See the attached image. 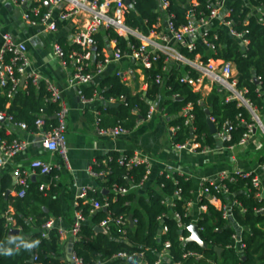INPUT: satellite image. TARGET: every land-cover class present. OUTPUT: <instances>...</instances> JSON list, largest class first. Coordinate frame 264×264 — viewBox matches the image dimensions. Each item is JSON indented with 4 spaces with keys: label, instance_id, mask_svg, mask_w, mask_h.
<instances>
[{
    "label": "trees",
    "instance_id": "obj_1",
    "mask_svg": "<svg viewBox=\"0 0 264 264\" xmlns=\"http://www.w3.org/2000/svg\"><path fill=\"white\" fill-rule=\"evenodd\" d=\"M134 8L126 14V23L139 30L153 29L157 23L159 13V0H132ZM192 0H168L167 11L172 14L175 26H181L200 14H208L207 4L212 0H195L196 5L190 4ZM231 12L225 17V21H231V27L237 31L247 30L244 37L248 44L243 45L239 38L232 36L228 28L221 26L217 29L210 28L207 38L215 45L212 54L214 60L231 61L235 69L236 89L243 91V96L251 105L260 110L262 100L259 95V85L254 81V75L259 79L260 87H264V0H230ZM43 11L47 10L45 4ZM263 11L262 16L260 11ZM63 22L57 20V26ZM108 39L116 38L118 46L125 51L128 41L115 30L105 31ZM216 35V39L214 38ZM97 46L100 51L106 38L97 34ZM132 43L138 44L133 37ZM65 50L70 45L59 43ZM205 47L198 41L196 48L189 51L182 48L181 52L189 59L200 55L204 63L209 58L205 56ZM166 55L161 54L159 59L149 68H143V74L148 88L145 94L142 91L132 93L130 87L115 74H107L100 81L101 94L109 99L123 100L117 108L107 105L102 112L101 127L110 128L122 125L130 131L136 122L145 119L150 108L149 101H154L159 93L164 90L166 99L162 104V113L171 117L170 124L177 126L174 142L183 143L193 136L200 142V148L213 149L217 146L216 134L209 131L205 108L211 112L217 131H223L226 125L232 126L229 131L230 139L223 141V146L237 145L247 127L244 123H253L250 110L237 99H228L231 92L218 91V84L214 83L211 91L203 95L195 89L189 79L181 81L183 75L176 68L168 73L163 71ZM189 76L196 80L198 73L190 66L185 67ZM164 77V86L155 82L156 76ZM170 88V89H168ZM9 86H0V111L12 116L17 122H24L29 131H35L34 125L38 113L42 110L47 118L46 128L55 123L54 114L58 104L50 100V93L43 81L37 85L27 81L24 88H20L13 96H8ZM93 86H82L81 92L86 96L92 95ZM174 95H177L175 97ZM174 96V97H173ZM202 103L204 105H202ZM190 106V112L194 118L192 125L186 126V117L182 115L185 107ZM181 113V114H180ZM104 115H106L104 117ZM12 135L6 134V124L0 121V140L9 143ZM123 156L131 155L110 153L99 157L97 162L91 165L96 172H104L95 179L96 184L103 190H89L86 198H80L76 210H79L84 222L81 225L73 248L67 253L60 241V233L57 226H52L43 236V225L50 219H56L63 215L59 198L55 193L56 188H40L38 181H30L25 194L18 196L21 185H12V176L3 173L0 176V264H68V257L72 250L81 257L85 264H129L127 259L117 257L126 254L128 257L142 253V261L145 264H155L166 240L171 242L169 255L171 261H180L182 264H264V212H257L264 207V198L257 195L259 188L251 184L252 175L249 178L238 177L235 183H228V191L233 194L240 206L232 209L234 220L243 228L241 232L244 247L240 252L236 248L232 238L233 228L222 218L221 211L203 198L202 204L207 210L201 213L196 225L200 230V236L207 243V248H201L195 243L183 244L179 237L189 235L187 227L192 224V217H183L177 221L172 217L173 211L184 215L186 202L193 198L191 179L184 176L161 174L155 183L159 191L146 182L147 169L144 164L127 168L120 165L118 160ZM111 158V160H109ZM52 171L51 173H56ZM146 182V195L136 199L131 192L121 195L111 192V188L129 187ZM180 189L181 199H174L175 206L171 208L166 202L168 197ZM104 190L108 193L105 195ZM221 201L225 200L222 194L217 195ZM90 199L95 200L101 206L107 204V210H95ZM139 207L133 208V202ZM14 210V223L9 224L5 214L9 208ZM244 210V211H243ZM132 215L135 221L134 227H127L126 233L113 222L103 232L95 231L103 220L123 216L128 219ZM163 217H166L163 220ZM163 220V221H162ZM165 225L167 232L161 233V227ZM11 226L20 230L19 234H10ZM23 242L20 248L16 245ZM27 245H31L28 247ZM222 248L220 257L214 248ZM186 250H198L204 254L200 261L193 259L184 260L182 254ZM36 256V260L33 257ZM160 264H171L168 259Z\"/></svg>",
    "mask_w": 264,
    "mask_h": 264
},
{
    "label": "built area",
    "instance_id": "obj_2",
    "mask_svg": "<svg viewBox=\"0 0 264 264\" xmlns=\"http://www.w3.org/2000/svg\"><path fill=\"white\" fill-rule=\"evenodd\" d=\"M14 4L23 7L22 17L24 22L30 25L45 24L46 29L50 32H55L58 29L57 20L62 22H74L71 26L74 27L75 31L73 32L72 39L70 42V48L65 50L58 42L53 44V54L59 63L64 67L69 69L68 77V86L69 87H79L82 86H93L92 95L90 97L86 96L83 92H80V100L83 104H90L95 100L102 102L101 108H96L94 110L95 116V129L99 135L117 137L123 134H126V130L122 125H117L110 128L101 127L102 123V112L108 105V102L117 101L115 98H105L100 92V81L103 79L106 74L108 66L114 64H120L123 59L130 60L134 65L143 69L149 68L154 62H156L161 54L166 55L165 63L169 59H174L178 61H186L192 69L201 73L195 80L196 83L200 84L204 77L208 78L211 82L218 84V91L226 90L231 92V95L228 99H237L241 103H246L251 110L254 111L251 103L245 99L243 96V91L236 89V80H235V69L231 61H221L217 65H213L215 62L210 63H196L194 60L187 58L182 52L177 53V51L169 46L170 40H173L175 43L185 44L186 38L194 35H198V41L208 49L215 52V45L213 42L209 41L207 38L208 32L210 30V24L213 20L222 16L223 25L228 28V32L239 38L243 45L248 44V39L244 36L248 34L247 30L237 31L231 27V21H225L224 18L229 16L231 8L229 7L230 0H212L210 1L206 8L209 10L208 14H200L197 19H190L188 22L181 26H175L172 20V14H169L167 7L169 5L168 0H159L160 9L165 10L167 16L166 21V31L156 35L160 38L161 42L156 41L153 38L148 37L149 31L152 33L155 32V28L149 29L147 31L139 30L134 28L126 23V14L134 8L135 2L129 0L127 3L126 0H12ZM195 1V0H194ZM52 5L59 6L60 12L55 20H52V14L50 10L43 11L42 5ZM197 4V3H196ZM27 6V7H26ZM159 9V11H160ZM260 13L263 14L261 10ZM155 27V26H154ZM104 28V29H102ZM108 29L115 30L120 36H124L128 41V48L123 51L118 46V41L116 38L108 39L105 31ZM102 34L106 38V43L104 47L98 51L96 35ZM133 37L138 41V44L132 43L130 38ZM155 37V36H154ZM216 39V35H214ZM0 86L6 87L9 86L8 96L11 97L13 94L18 91L20 88H24V85L27 81H30L32 84L37 85L39 82L43 81L46 85V89L50 93V100L58 104L59 108L54 114L55 123L49 124L46 128V118L47 115L41 110L37 119L35 120V131H29L27 125L24 122L15 121L12 116L5 115L4 112L0 111V117L4 118V121L9 123L11 129L19 128L26 131L28 134H36L41 137V141L44 145V148L47 152L53 155H57L59 160L54 163L42 159H34L29 164V170L22 169L20 167H15L12 170V175L15 180V184L21 185V189L18 192V196H23L28 185V178L38 172L40 174H49L53 170L61 171L64 168L69 167L68 158H67V119L69 115V106L64 101L60 89L47 78H43L39 72L31 68V62L28 54L27 44L23 41H18L13 38L9 33L3 32L0 28ZM197 41V42H198ZM96 48V49H94ZM186 48L189 51H192L196 48V41L190 42L186 45ZM196 55L195 57H199ZM201 57V56H200ZM214 60V59H212ZM164 66L163 71L166 72L167 66ZM131 70H117L113 72L116 76L120 77L123 82L129 76ZM167 73V72H166ZM24 82L22 84V80ZM258 79V78H257ZM100 80V81H98ZM164 77L156 76L155 82L164 86ZM187 78H181V81H186ZM259 81V79H258ZM194 82V81H193ZM126 83V82H125ZM260 84V82H259ZM170 89V88H168ZM177 97V95H174ZM173 96V97H174ZM123 102V100H118ZM155 108L152 103H150V108L146 119H149L153 116ZM251 112V111H250ZM255 112V111H254ZM252 114V112H251ZM256 114V113H255ZM182 115L186 117L185 125H192L193 114L190 112V106H187L182 111ZM253 123H244L247 127L246 132L243 134L239 145L246 144L253 135L255 128L261 123L258 119V116L252 114ZM232 126L228 125V128H224L223 131L216 132V137L219 140H229ZM178 130L177 126L171 127V138L173 139V146L178 150H189L191 152L201 151L206 152L211 150L208 147L200 148V142L192 136L191 139L186 140L183 143L174 142L176 132ZM31 145V142L26 139L13 138L9 143L0 140V175L1 167L7 164L13 157L18 154L25 152L28 147ZM111 160V158L109 159ZM120 165H125L127 168H132L133 166L144 164L147 169V174L149 171V165L146 159L141 158L138 155H132L129 158L123 156L118 160ZM89 175L96 179L99 176H102L104 172H96L91 168H88ZM162 174H167L163 172ZM168 175V174H167ZM253 174L244 173L241 171H221L217 174L216 178L213 180H202L200 184V191L196 196L186 202V208L184 215H181L178 211L172 212V217L181 221L183 217L191 216L192 224H196L201 213L207 210L206 205L202 204L203 198H206L210 204L215 206L221 211L222 218L227 221L228 225L231 226L234 230L232 238L235 240L236 248L241 252L244 244L241 237V232L243 228L234 220L232 209L234 206H240V203L237 202L234 195L228 191V183H235L238 177L249 178ZM170 176V175H169ZM186 179H190L188 176H184ZM251 184L255 188H259L260 192L258 193L259 198H264V183L257 177L253 176L251 178ZM136 185H130L129 187H119L114 185L111 188V192L115 194H127L133 187ZM44 185H41L40 188L43 189ZM96 188L89 190L94 191ZM86 188L81 190V198H86L87 192L89 191ZM193 193V191H192ZM222 194L224 198L229 197L230 201L226 199L222 202L221 199L217 196ZM181 199L180 189L177 190L173 196L168 197L166 202L171 208L175 206L174 199ZM196 201L197 204V215L193 217L191 215V206ZM94 209L100 210L107 206V204L101 206L95 200H91ZM219 203V206L215 204ZM244 211V210H243ZM257 212H264V207L257 210ZM14 212H9L5 214L7 222L11 225L14 223L13 218ZM75 218L72 223V226L69 230H65L62 227H58L60 235L69 233L73 236L74 239H77L78 233L85 218L79 210H75ZM166 217H163V220ZM162 220V221H163ZM119 226L123 230V234L126 233V228L129 226L128 219L126 220L123 216H118L116 218H110L103 220L98 226H101L105 229H108L111 223ZM133 223L135 221L133 219ZM55 225V220L50 219L43 225V236L47 233L46 231ZM167 227L162 225L160 232H167ZM198 230L202 228L198 227ZM189 235L180 236L179 240L184 244L186 238ZM23 245V242H19L16 247L20 248ZM171 242L166 240L163 244V248L159 254L158 260L155 264H160L162 260L168 259L171 264H182L180 261H171L169 255V249ZM141 259L142 262V253L134 254ZM117 257H122L127 259L126 254H119ZM184 260L193 259L194 261H200L204 258V254L198 250H186L182 254ZM33 260H36V256L33 257ZM69 264H85L83 259L79 257L74 250L70 252L68 257Z\"/></svg>",
    "mask_w": 264,
    "mask_h": 264
},
{
    "label": "crops",
    "instance_id": "obj_3",
    "mask_svg": "<svg viewBox=\"0 0 264 264\" xmlns=\"http://www.w3.org/2000/svg\"><path fill=\"white\" fill-rule=\"evenodd\" d=\"M196 3L194 0L190 2L192 5H196ZM46 7L51 11V19L55 20L60 12V7L52 5H46ZM22 13L23 7L14 4L12 0H0L1 30L9 33L16 40L27 44L31 68L39 72L43 78H47L53 82L60 89L64 101L69 106L66 130L69 167L53 174L35 172V174H32L28 178V183L30 181H38L40 185H44L43 188L52 187L57 189L55 197L59 198L63 215L54 219L55 226L62 227L65 230L70 229L83 188L88 190L92 188L103 190L96 184L95 179L89 175L87 170L91 168L93 163L97 162L99 157L107 156L113 152L121 155H138L146 159L149 165L146 182L158 191L159 187L155 181L163 172H166L170 176H188L192 181L194 197L200 191L202 180H213L221 171L231 172L237 170L250 173L257 176L264 183V87L259 86V95L263 104L262 108L257 110L253 107L261 126L258 125L255 128L252 137L243 145L237 144L225 147L223 146V141L217 139V146L206 152H191L186 149L178 150L174 148L173 139L171 138V127H173L170 124L171 117L162 113V104L166 99L164 90L159 93L154 101H149V104L151 102L155 108V112L151 118L138 120L133 129L117 137L99 135L95 129L94 110L101 108L103 103L95 100L88 105L83 104L79 96L81 88L68 86L69 69L64 68L53 54V44L55 42L70 44L73 32L75 31L74 27L71 26L74 22H63L57 31L50 32L46 29L45 24L30 25L24 22ZM159 13L160 17L154 27L155 32L149 31L147 35L149 38L161 42L158 36L166 31L167 16L163 9H160ZM260 15L262 16V13ZM222 21L223 19L220 15L219 18L211 22L210 28L217 29L224 26ZM198 39V35L187 37L186 45L190 42H197ZM186 45L175 43L173 40H170L169 43V46L174 48L177 53H181V49L186 48ZM212 54V51L205 50V56L209 58L208 63H212ZM201 58L199 56L192 60L200 63ZM214 61L213 65L218 66L221 63V60ZM166 66L167 73L171 69L176 68L183 77L189 79L191 82L192 78L189 76V71L185 68L190 65L185 60H177L176 62L174 59H169ZM127 69L131 71L125 82L130 87L131 92L134 94L142 91L145 94L148 85L143 71L134 65L132 61L123 59L120 64L110 65L106 70V74H113L117 70ZM196 72L198 73V71ZM200 75L201 73H198V76ZM193 81L192 84L195 86V89L203 95L208 94L214 85L206 77L202 79L200 84L196 83L195 80ZM110 103L119 104L120 102L118 100L108 102V106ZM5 124L8 136L12 135L13 137L26 139L31 142V145L25 152L13 157L7 164L1 167V175L8 173L12 176V185H15L12 175V170L15 167L29 170V164L34 159H42L50 163L59 160L57 155L50 154L45 150L41 137L36 134H28L19 128L11 129L7 121H5ZM146 182L136 185L130 191L135 195L136 199L146 195ZM104 194L106 195L107 193ZM225 199L226 201H230L229 197ZM91 200L93 199H90V202ZM215 205L219 206V203ZM131 206L133 208L139 207L136 201ZM197 210L195 201L191 206V215L193 217H196ZM9 212H14L12 207L9 208ZM11 229L17 228L11 226ZM60 241L68 253L73 248V243L76 239L69 233H65L60 235ZM135 264L145 263L142 261L140 263L135 262Z\"/></svg>",
    "mask_w": 264,
    "mask_h": 264
},
{
    "label": "water",
    "instance_id": "obj_4",
    "mask_svg": "<svg viewBox=\"0 0 264 264\" xmlns=\"http://www.w3.org/2000/svg\"><path fill=\"white\" fill-rule=\"evenodd\" d=\"M126 2L128 3L129 0H126ZM102 29H104V28H102ZM94 49H96V48H94ZM212 62H214V60H212ZM253 75H254V81H255V83L260 86L259 81H258L257 77L255 76V73H253ZM23 82H24V79L22 80V84H23ZM191 83H193V80L192 79H191ZM202 105H204V104L202 103ZM243 105H245L252 112V114L257 117V115L255 114V112L253 110H251V108L246 103H244ZM109 106L110 107H118L119 104L118 103H110ZM204 111H205V114L207 116V124H208L209 131L212 134H216L217 128H216V125H215L213 119L211 118V112H210V110L208 108H205ZM0 121L3 122L4 121V118L3 117H0ZM225 128L227 129L228 128V125H226ZM104 193H108V191L107 190H104ZM103 210L106 211L107 208L104 207ZM128 222H129V227L133 228L134 227V223H133V216L132 215H129L128 216ZM187 230L189 232V236L186 238L184 245L185 244H188V243H195L198 246H200L201 248H204V249L207 248V243L204 242L203 239L201 238L200 232L198 230V226L196 224H190L187 227ZM95 231H97V232H103V231H105V228H103L101 226H95ZM19 233H20V231L18 229H11L10 230V234H19ZM214 250L218 254V256L220 257V255H221V253L223 251L222 248L215 247ZM127 261H128L129 264H135V262L140 263L141 262V259L138 256L133 255V256H129L127 258Z\"/></svg>",
    "mask_w": 264,
    "mask_h": 264
},
{
    "label": "clouds",
    "instance_id": "obj_5",
    "mask_svg": "<svg viewBox=\"0 0 264 264\" xmlns=\"http://www.w3.org/2000/svg\"><path fill=\"white\" fill-rule=\"evenodd\" d=\"M28 247H31V245H27Z\"/></svg>",
    "mask_w": 264,
    "mask_h": 264
}]
</instances>
